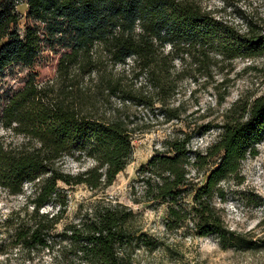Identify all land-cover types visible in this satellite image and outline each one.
<instances>
[{
	"label": "trees",
	"instance_id": "1",
	"mask_svg": "<svg viewBox=\"0 0 264 264\" xmlns=\"http://www.w3.org/2000/svg\"><path fill=\"white\" fill-rule=\"evenodd\" d=\"M23 3L34 22L24 35L18 28ZM98 44L114 64L135 57L162 83L160 73L166 66L159 48L171 44L203 55L213 50L227 59L256 57L264 53V32L254 27L243 31L189 0H0V72L14 64L32 66L47 47L65 50L59 59L61 72L72 65L85 70L96 63ZM117 90L126 93L124 101L136 98L130 90ZM70 92L40 84L31 74L3 109V126L28 141L16 149L0 143V185L10 194H23L31 185L25 213L17 212L15 222L8 220L9 236L16 246L47 249L55 261L67 264H132L135 245L154 249L160 242L141 232L129 205L104 196L82 201L74 218L59 229L68 218L64 185H85L98 192L113 184L131 161L136 133L129 114L119 108L111 114L100 112L95 102L86 107L74 100L78 96L70 98ZM165 116L170 121L178 114L168 109ZM220 128L219 139L194 157L191 132L169 134L139 168L136 182L142 190H135V201L166 205L167 228L185 236L216 235L223 248L254 247L256 241L227 225L214 199L223 197L224 181H241L243 161L257 154L256 144L264 137V94L252 102L238 100ZM68 156L91 160L92 165L69 172L64 168ZM214 156L219 160L201 172ZM48 204L57 210L43 211Z\"/></svg>",
	"mask_w": 264,
	"mask_h": 264
},
{
	"label": "rangeland",
	"instance_id": "2",
	"mask_svg": "<svg viewBox=\"0 0 264 264\" xmlns=\"http://www.w3.org/2000/svg\"><path fill=\"white\" fill-rule=\"evenodd\" d=\"M189 1L243 31L254 27L264 32V0ZM18 11L21 15L18 28L24 35L27 26L34 22L27 17L26 3L21 4ZM159 49L161 63L166 66L160 73L162 88L153 69L143 70L135 57L126 63L114 64L103 44L94 48L96 63L85 70L72 65L67 73L61 72L59 59L65 50L48 47L32 66H9L0 72V143L16 149L28 141L24 135L3 126L1 115L10 96L25 85L31 74L36 75L40 84L71 91L70 98L78 96L74 100L86 107L95 102L96 109L107 114L119 108L130 115L132 125L136 127L131 161L113 184L102 191L96 192L85 185L71 188L64 185L69 195L68 218L59 224V229L66 220L74 218L82 201H94L104 196L112 202L131 206L137 213L136 226L160 242L154 249L135 245L130 250L132 264H264V137L256 144L257 154L249 155L243 161L241 181H224L223 197L214 199L227 225L256 241L254 247L242 244L223 248L216 235L185 236L181 231L170 230L166 226V205L136 202L134 193L142 190L136 182L139 168L162 148L169 134L181 130L191 132L192 156L204 154L219 139L220 125L232 106L240 99L252 102L264 94V53L256 57L227 59L213 50L208 51L209 55H203L196 49L187 52V47L174 48L171 44ZM118 86L132 91L136 98L124 101L126 93L117 90ZM168 109L175 110L178 117L168 121L165 116ZM218 160L219 156L209 158L201 172L213 167ZM91 165V160L76 161L70 156L64 161V168L72 173ZM196 170L197 167L193 173ZM30 192L31 185L23 194H10L0 185V264H67L62 260L55 261L47 249H24L14 245L10 238L8 220H14L17 212L25 213ZM57 208L48 204L42 210L52 212Z\"/></svg>",
	"mask_w": 264,
	"mask_h": 264
}]
</instances>
